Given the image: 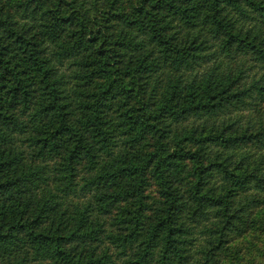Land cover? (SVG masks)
<instances>
[{
	"label": "trees",
	"instance_id": "1",
	"mask_svg": "<svg viewBox=\"0 0 264 264\" xmlns=\"http://www.w3.org/2000/svg\"><path fill=\"white\" fill-rule=\"evenodd\" d=\"M0 264H264V0H0Z\"/></svg>",
	"mask_w": 264,
	"mask_h": 264
},
{
	"label": "rangeland",
	"instance_id": "2",
	"mask_svg": "<svg viewBox=\"0 0 264 264\" xmlns=\"http://www.w3.org/2000/svg\"><path fill=\"white\" fill-rule=\"evenodd\" d=\"M70 198V197H69Z\"/></svg>",
	"mask_w": 264,
	"mask_h": 264
}]
</instances>
